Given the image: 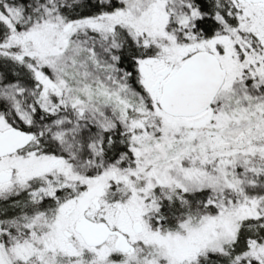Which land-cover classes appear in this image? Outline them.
I'll use <instances>...</instances> for the list:
<instances>
[{"label":"snow or ice","instance_id":"6c2138e0","mask_svg":"<svg viewBox=\"0 0 264 264\" xmlns=\"http://www.w3.org/2000/svg\"><path fill=\"white\" fill-rule=\"evenodd\" d=\"M0 264H264V0H0Z\"/></svg>","mask_w":264,"mask_h":264}]
</instances>
